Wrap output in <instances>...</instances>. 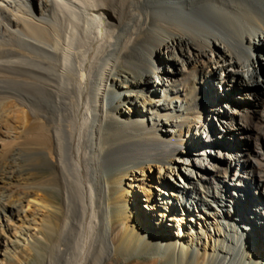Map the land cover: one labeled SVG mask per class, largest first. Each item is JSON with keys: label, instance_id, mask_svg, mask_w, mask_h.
<instances>
[{"label": "bare ground", "instance_id": "1", "mask_svg": "<svg viewBox=\"0 0 264 264\" xmlns=\"http://www.w3.org/2000/svg\"><path fill=\"white\" fill-rule=\"evenodd\" d=\"M0 138V264H264V0H0Z\"/></svg>", "mask_w": 264, "mask_h": 264}, {"label": "rangeland", "instance_id": "2", "mask_svg": "<svg viewBox=\"0 0 264 264\" xmlns=\"http://www.w3.org/2000/svg\"><path fill=\"white\" fill-rule=\"evenodd\" d=\"M201 89H202V92L199 95L200 99H199L198 105L200 108H202V110H206V109H209L210 107L213 106V101L210 97L209 91L206 90L204 87ZM220 92L222 94H224L223 98H226L228 100V101H226V103L224 105H226V106L233 105V106H236L242 110H244V109L251 110L252 109V112L249 115H251L253 118H256V120H257L258 115L256 114L255 110L257 111L263 105V104H261L263 95H262V91H261L260 87H253L252 89H250V93L257 94L258 98H256L255 100L249 101V103H247V101L244 102V101L240 100L239 98H237V97L243 96L245 93V90L240 89L239 87H236V89L233 90L232 92H224L222 90H220ZM231 99L239 100L242 103L241 104L233 103L231 101ZM224 110L227 112V109H224ZM218 123L219 122L215 121V128H217V129L219 128ZM234 133H236V132H233V134ZM232 135L229 138H227L229 142L227 144L226 143L225 144L234 146V149H238V150L240 149L242 151H247L249 146H250V143L244 139H241L239 135H235V136H232ZM21 140L22 139L13 140V139L0 138V164H5V163L7 164V163H11V162L16 163L17 162L19 165H21V162H20L22 160V158H21L22 153L21 152L23 149V141H21ZM225 150H226V148H223V150H222L223 157L227 152V150L226 151ZM18 157L21 159L19 160ZM192 171H193V169H192ZM141 192L142 191H139V193H141ZM46 193L52 200H55L56 198L58 199V194L55 191L48 190V191H46ZM1 241H2V238H0V242ZM13 261L16 262L17 264H22L24 262H29V257L27 256L26 253H20L15 259H13ZM1 264H3L2 260H1ZM5 264H7V263H5ZM108 264H154V261H153V258L150 256L138 257L132 261H128L124 256H115L109 261Z\"/></svg>", "mask_w": 264, "mask_h": 264}]
</instances>
